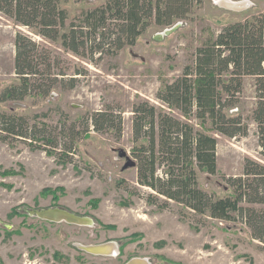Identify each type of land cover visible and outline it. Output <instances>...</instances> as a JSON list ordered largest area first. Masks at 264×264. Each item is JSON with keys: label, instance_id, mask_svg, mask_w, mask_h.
<instances>
[{"label": "rangeland", "instance_id": "374dc122", "mask_svg": "<svg viewBox=\"0 0 264 264\" xmlns=\"http://www.w3.org/2000/svg\"><path fill=\"white\" fill-rule=\"evenodd\" d=\"M199 1L186 19L168 27L151 23L133 46L116 55L97 54L93 61L64 51L59 42L45 40L0 13V90L18 82L13 43L17 31L60 58L55 72L77 79L73 88L65 82L45 97L0 102V113L53 126L106 106L122 115L121 137L112 131H90L67 158L43 149L40 140L0 138V264H125L134 258L151 264H264V245L250 237L242 222L195 215L173 201L165 207L152 204L146 199L151 190L137 184L136 168L126 166L127 158L135 161L132 106L143 100L178 116L156 98L157 91L179 76L196 49L224 26L264 11V0H245L248 6L242 10L220 6L218 0ZM104 2H60L67 13L64 31L82 11ZM76 70L83 73L75 75ZM255 100L253 79L245 77L239 104L226 111L243 116L248 124L244 137L217 135L208 124L188 120L217 138L216 174L197 173L198 186L216 198L232 193L223 177L240 175L244 158L264 164L257 128L250 118ZM52 206L93 222L77 224L37 214ZM107 242L117 244V255L86 250Z\"/></svg>", "mask_w": 264, "mask_h": 264}, {"label": "trees", "instance_id": "16d2710c", "mask_svg": "<svg viewBox=\"0 0 264 264\" xmlns=\"http://www.w3.org/2000/svg\"><path fill=\"white\" fill-rule=\"evenodd\" d=\"M62 1L66 0H0V13L45 40L59 42L64 51L93 61L97 54L116 55L124 47L133 46L151 23L168 27L186 19L193 5L200 3L105 0L82 11L64 31L67 13L59 6ZM13 43L18 82L0 90V102L45 97L65 82L68 88L75 86V76L54 71L60 58L28 34L17 31ZM82 73L75 71V75ZM245 77L253 79L256 100L250 118L264 155V11L224 26L196 49L192 62L179 76L157 91L156 98L178 116L143 100L132 106L135 145L131 152L137 184L151 190L146 195L148 202L165 207L173 201L195 215L233 223L238 220L253 240L264 245V164L244 158L240 175L223 177L232 193L222 198L202 190L197 181L198 172L216 174L214 134L227 138L248 134L243 116L226 112L239 104ZM190 119L208 124L214 134L197 129ZM90 131H112L121 137V113L106 106L56 126L30 124L22 115L0 113L2 141L40 140V147L58 157L73 154L77 142Z\"/></svg>", "mask_w": 264, "mask_h": 264}, {"label": "water", "instance_id": "95a60500", "mask_svg": "<svg viewBox=\"0 0 264 264\" xmlns=\"http://www.w3.org/2000/svg\"><path fill=\"white\" fill-rule=\"evenodd\" d=\"M168 31H170V30L165 31V33H167ZM127 165L135 167V161L127 158L126 166ZM37 214L42 218H48V219H53V220H66V221H69L72 223H77V224H85V223L90 224L93 222V220L91 218H89L90 221L88 222L86 220L88 217L79 216V215L70 213L67 210L60 208V207H57V206L56 207H49L45 210L38 212ZM107 243H113V245L117 251L118 247H117V244L115 242H107ZM107 243H103V244H99V245H95V246H89V247H86V250L94 252V253H98L96 248L101 246V245L107 244ZM136 261H137V258H134L125 264H139V262H136ZM146 261H148V259H146ZM148 264H151V263L148 261Z\"/></svg>", "mask_w": 264, "mask_h": 264}, {"label": "bare ground", "instance_id": "6f19581e", "mask_svg": "<svg viewBox=\"0 0 264 264\" xmlns=\"http://www.w3.org/2000/svg\"><path fill=\"white\" fill-rule=\"evenodd\" d=\"M218 4L220 6H223L225 8L231 9V10H242L245 7L248 6L247 1H231V0H218ZM88 222L90 221L89 218L86 219ZM98 253L105 254L108 256H115L117 254V251L113 245V243H107L104 245H101L96 248ZM139 264H148V261L144 258H137V261Z\"/></svg>", "mask_w": 264, "mask_h": 264}, {"label": "built area", "instance_id": "2783aa9c", "mask_svg": "<svg viewBox=\"0 0 264 264\" xmlns=\"http://www.w3.org/2000/svg\"><path fill=\"white\" fill-rule=\"evenodd\" d=\"M173 28H174V27H172V28H170V29H167V30H170V31H172V30H173ZM167 30H165V31H167ZM170 31H168V32H170Z\"/></svg>", "mask_w": 264, "mask_h": 264}, {"label": "flooded vegetation", "instance_id": "af4514ba", "mask_svg": "<svg viewBox=\"0 0 264 264\" xmlns=\"http://www.w3.org/2000/svg\"><path fill=\"white\" fill-rule=\"evenodd\" d=\"M117 255V254H116Z\"/></svg>", "mask_w": 264, "mask_h": 264}]
</instances>
